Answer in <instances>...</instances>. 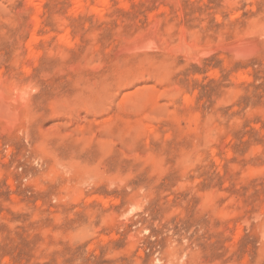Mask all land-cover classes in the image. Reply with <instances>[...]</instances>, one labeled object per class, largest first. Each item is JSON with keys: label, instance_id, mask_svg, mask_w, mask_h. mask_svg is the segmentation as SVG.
I'll return each instance as SVG.
<instances>
[{"label": "rangeland", "instance_id": "obj_1", "mask_svg": "<svg viewBox=\"0 0 264 264\" xmlns=\"http://www.w3.org/2000/svg\"><path fill=\"white\" fill-rule=\"evenodd\" d=\"M76 1L0 0V264H264V0Z\"/></svg>", "mask_w": 264, "mask_h": 264}, {"label": "bare ground", "instance_id": "obj_2", "mask_svg": "<svg viewBox=\"0 0 264 264\" xmlns=\"http://www.w3.org/2000/svg\"><path fill=\"white\" fill-rule=\"evenodd\" d=\"M78 1H79V0H78ZM78 1H76V2H78ZM82 1H83V0H82ZM82 1H81V3H82ZM76 2H75V3H76ZM83 4H84V3H83ZM100 4H101V5H102V4H105V1H104V2L102 1V3H101V1H100ZM80 5H81V6H80L79 8L82 7V4H80ZM102 6H103V5H102ZM73 9H74V8H73ZM96 11H97V10H96ZM35 23H36V22H35ZM66 34H68V33H66ZM64 36H65V35H64ZM62 37H63V36H62ZM62 39H64V40L66 39V40H67V39H69V38H65V37H64V38H61V37H60L59 40L61 41ZM66 40H65V41H66ZM62 42H64V41H62ZM65 43H66V42H65ZM68 45H69V44H68ZM118 67H119V66H118ZM119 69H120V68H119ZM117 74H118V73H117ZM116 76H117V75H116ZM117 77H118V76H117ZM0 83H2V82H0ZM9 84H10V83H9ZM11 85L13 86V84H11ZM0 86H1V85H0ZM2 86H3V85H2ZM2 86H1V88H0L1 90H2ZM7 86H8V85H7ZM7 86H6V87H7ZM6 87H5V89H6ZM3 88H4V86H3ZM22 89H23V88H22ZM11 90L13 91L12 88H11ZM24 90H25V89H24ZM3 91H4V90H3ZM22 91H23V90H22ZM4 92H6V90H5ZM13 92H14V91H13ZM17 92H18V91H17ZM25 92H26V91H24L23 94H24ZM0 94H2L1 91H0ZM5 94H6V93H5ZM20 94H21V93H20ZM25 94H26V93H25ZM1 96H2V95H1ZM4 96H5V95H4ZM4 96H3V97H4ZM3 97H2V98H3ZM15 97H16V96H15ZM17 97H18V96H17ZM20 97H21V95H20ZM4 99L6 100V102L8 101V100H7L8 98L6 99V96H5ZM10 99H11V98H10ZM10 99H9V100H10ZM12 99H13V97H12ZM1 100H2V99H1ZM16 100H17V99H16ZM2 101H3V100H2ZM23 101H24V100H23ZM23 101H22V103H23ZM3 102H4V101H3ZM6 102H5V104H6ZM15 102H16V101H15ZM25 102H26V101H25ZM0 103H1V102H0ZM16 104H17V103H16ZM8 106H9V105H8ZM88 106H89V104H88ZM6 107H7V104H6ZM85 107H86V106H85ZM7 111H8V108H7ZM1 114H2V113H1ZM3 115H5V114H2V116H3Z\"/></svg>", "mask_w": 264, "mask_h": 264}]
</instances>
